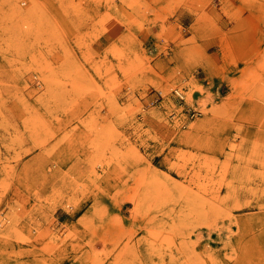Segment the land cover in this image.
Returning a JSON list of instances; mask_svg holds the SVG:
<instances>
[{"label":"rangeland","instance_id":"374dc122","mask_svg":"<svg viewBox=\"0 0 264 264\" xmlns=\"http://www.w3.org/2000/svg\"><path fill=\"white\" fill-rule=\"evenodd\" d=\"M259 106L264 0H0V264H264V202L191 197L264 185Z\"/></svg>","mask_w":264,"mask_h":264},{"label":"bare ground","instance_id":"6f19581e","mask_svg":"<svg viewBox=\"0 0 264 264\" xmlns=\"http://www.w3.org/2000/svg\"><path fill=\"white\" fill-rule=\"evenodd\" d=\"M21 5H19V8H18V10L15 12L18 16L16 17V19H19L20 20V23L19 24H17V25H15V22H13V25H15V26H11V28H18L19 27V29H20V24H24V21H23V16H24V12H23V10H22V7H20ZM14 19V18H13ZM20 25V26H19ZM23 26V25H22ZM10 28V27H9ZM29 29V28H28ZM27 29V30H28ZM7 30V29H6ZM27 30H23L22 28L20 29V33L22 34V35H24V37L25 36H27L28 34H29V32L27 31ZM30 30V29H29ZM13 32H14V34L15 33H17V32H15L14 30H12V32H10L12 35H13ZM21 34L19 35H17L18 37L19 36H21ZM12 35H10L8 38H10V40H11V38H12ZM15 37V39H16V35L14 36ZM17 37V38H18ZM19 39V38H18ZM17 40V39H16ZM9 44V43H8ZM10 46H8V48H9ZM11 52V51H10ZM9 52V53H10ZM55 77V76H54ZM56 78V77H55ZM55 81V80H54ZM181 91V90H180ZM162 92V91H161ZM192 94V93H191ZM188 96L190 97V95L188 94ZM192 101V100H191ZM253 102V101H252ZM117 104V103H116ZM259 107H261V106H259ZM262 108L263 107H261L260 109H259V111H262ZM257 108L255 107V110H256ZM263 110H264V108H263ZM214 113V112H213ZM261 125H263V127H264V119H263V121H262V117H261ZM260 124V123H259ZM255 127V126H254ZM253 149H255V150H258V149H260V150H262V149H264V145H261V146H258V145H254V147H253ZM242 160H243V158H241ZM228 165H229V163L228 162H224V166L221 168V169H212V171L211 170H209L210 172L209 173H207V176L205 175V177H204V181H202L201 180V174L199 173V172H196V173H194L193 175H192V178H197L196 180H194L193 181V194H192V199L195 201V202H197V201H199V203L200 204H205L204 202H220V203H222V205L225 207L226 206V204H227V202H228V200L229 201H234L235 202V204L237 205V204H240L239 203V201H242L243 199H246V201H249L248 203H250L251 204V200H256V201H258V204H260V203H262V202H264V196H258V194H257V191H260V190H262V189H264V185H257V184H255V183H253V182H249V181H247V183L245 182L244 184H239V185H237V186H235L234 184L236 183V181L234 182V181H228L229 179H228V177H227V175H228ZM238 167H240V166H238ZM236 169V168H235ZM236 171H237V169H236ZM198 174H200V176L198 177ZM247 184V185H246ZM153 185V184H152ZM158 185V184H157ZM156 185V186H157ZM155 186V185H154ZM153 186V187H154ZM192 186V185H191ZM152 187V188H153ZM164 187V186H163ZM155 189V188H154ZM157 192L158 193H161L162 194V196L164 197V196H166V194L168 195L169 194V192L166 190V189H164V188H160V186H157ZM156 189L155 190H153L152 189V191H154L155 193H156ZM227 190L228 191V194H225V195H223V190ZM164 191V192H163ZM174 191V190H173ZM176 191V190H175ZM153 192V193H154ZM174 194V193H173ZM257 194V195H256ZM153 195V194H152ZM176 196H177V194H176ZM162 197V198H163ZM161 198V197H160ZM171 198V197H170ZM175 199V198H174ZM173 199V200H174ZM248 199H250V200H248ZM170 200V199H169ZM169 200H168V202H169ZM178 201V200H177ZM164 202V201H163ZM171 202V201H170ZM203 202V203H202ZM235 205V206H236ZM241 205V204H240ZM239 205V206H240ZM238 206V205H237ZM236 206V207H237ZM238 206V207H239ZM19 207V206H18ZM208 207V206H207ZM239 208H241V207H239ZM262 210H263V212H264V208H263V206L262 207H260ZM201 209V208H200ZM14 210H16L17 211V209H14ZM13 210V211H14ZM16 211H14V213L16 212ZM229 214V213H228ZM15 218L17 217V215L16 216H14ZM3 218V217H2ZM14 219V218H13ZM1 220V219H0ZM4 220H6L7 221V219H4ZM4 220H2L1 221V223L2 224H4ZM6 221H5V223H6ZM10 222H11V219L9 220ZM15 222V221H14ZM2 224H1V226H2ZM14 225H15V223H14ZM4 226V225H3ZM7 226V225H6ZM5 226V227H6ZM9 226V225H8ZM12 226V225H11ZM2 228H4V227H2ZM9 228H10V226H9ZM8 229V228H7ZM8 234V233H7ZM4 235V234H3ZM2 235V236H3ZM10 235H11V233H10ZM6 236V235H5ZM4 236V237H5ZM7 237H8V235H7ZM8 238H11V237H8Z\"/></svg>","mask_w":264,"mask_h":264}]
</instances>
